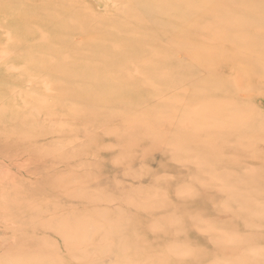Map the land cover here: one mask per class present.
<instances>
[{
	"label": "rangeland",
	"instance_id": "rangeland-1",
	"mask_svg": "<svg viewBox=\"0 0 264 264\" xmlns=\"http://www.w3.org/2000/svg\"><path fill=\"white\" fill-rule=\"evenodd\" d=\"M163 2L0 0V264H264V19Z\"/></svg>",
	"mask_w": 264,
	"mask_h": 264
},
{
	"label": "bare ground",
	"instance_id": "bare-ground-1",
	"mask_svg": "<svg viewBox=\"0 0 264 264\" xmlns=\"http://www.w3.org/2000/svg\"><path fill=\"white\" fill-rule=\"evenodd\" d=\"M166 1H168V0H166ZM204 1V0H203ZM206 2L208 1V3H209V5L210 6H212V5H214L215 7H217V6H219V4H220V2H221V0H205ZM210 1V2H209ZM252 2V4H253V11H252V15L254 16V17H258V20H261V19H264V18H262V17H264V0H248V3L249 2ZM162 2H163V0H162ZM240 2H245V0H240ZM161 3V2H160ZM163 3H165V2H163ZM238 3V2H237ZM168 4V3H167ZM207 5V4H206ZM226 5H228V4H226L225 3V6ZM224 6V7H225ZM172 7V6H171ZM170 7V8H171ZM218 8V7H217ZM166 11H167V9H166ZM221 12H222V15H224L225 16V21L227 22V24H223V19L222 18H220V21L218 22V23H213L212 25H214L215 26V29L216 30H213V33L215 34L216 32V38H217V42L218 43H223L224 41H225V38H226V36H225V34L222 32V31H227L228 29H233V30H235V29H237V30H246V32H247V30L248 31H255V30H257V29H260L262 26H264V20H262V22L260 23V25H257V26H253V24H254V22H239V21H236V18H234L232 15H229V11H227V10H221ZM168 17H169V15H168ZM166 18H167V16H166ZM206 20H208V17L207 18H205ZM203 24V23H202ZM203 28H204V25H203ZM254 28V29H253ZM217 29H219V30H217ZM207 30H208V25H207ZM207 33H212L211 31L209 32V30L207 31ZM260 33L261 34H264V30H263V28L261 29V31H260ZM205 39V38H204ZM239 40V39H238ZM55 42V41H54ZM132 45V44H131ZM200 45H203V44H200ZM206 46V45H205ZM222 47V46H221ZM236 47H238L239 49L240 48H242L243 49V59L245 58V56L247 55V53H249V52H251V51H253V50H255V49H258L257 48V46L255 45V41H253L249 36H248V39H246V38H244L242 41H240V43H237L236 44ZM211 48V47H210ZM237 48V49H238ZM198 49V48H197ZM212 49V48H211ZM216 49V48H215ZM56 50V49H55ZM60 50H61V48H60ZM200 50V49H199ZM201 52H202V50H201ZM206 52V51H205ZM241 52V53H242ZM208 53V52H207ZM239 54H241L240 52H238ZM76 54V53H75ZM73 55V54H72ZM199 57V56H198ZM234 62H237L236 61V58L234 59ZM258 63V66L260 67L261 65H263L261 62H257ZM257 63H255V64H257ZM261 68V67H260ZM262 69V68H261ZM263 71V70H262ZM263 73H264V71H263ZM236 74V72L234 73V75ZM239 74V73H238ZM261 75V74H260ZM94 76H95V74H94ZM90 78V77H89ZM96 78V77H95ZM95 78H93L92 77V79H95ZM96 80V79H95ZM176 80V79H175ZM237 109H239V107H235L234 108V110H232V113H234V112H236L237 113ZM197 110H199V109H197ZM192 111V110H191ZM193 112H194V110H193ZM192 112V113H193ZM197 113H199L198 111H197ZM195 113H193V115H194ZM211 118V117H210ZM213 119V118H212ZM221 120H219L218 122L221 124V122H220ZM216 124V123H215ZM215 124H213L212 125V127L215 125ZM218 125V124H217ZM233 125V121H228V122H225V126H224V128L226 129V128H228V126H229V128L230 129H232V131H234L235 129H233L232 126ZM216 126V125H215ZM218 126H220V125H218ZM217 126V127H218ZM199 165V164H198ZM217 180V179H216ZM207 181H209V180H207ZM204 183H205V181H204ZM251 189H253V188H251ZM254 191V190H253ZM252 198V197H251ZM253 199V198H252ZM252 199H249L250 201L252 200ZM253 203H254V201H252ZM257 201H255V203H256ZM256 204H259L260 205V203H256ZM262 204H264V203H262ZM238 206V205H237ZM253 213H255V212H253ZM234 236V235H233ZM228 237V236H227ZM228 239H229V237H228ZM227 239V240H228ZM233 240V239H232ZM228 241H230V242H232L231 240H228ZM220 244V243H219ZM222 245V244H221ZM249 251V250H248ZM89 254V253H88ZM227 261H229V260H227ZM226 261V262H227ZM225 264V263H224Z\"/></svg>",
	"mask_w": 264,
	"mask_h": 264
}]
</instances>
